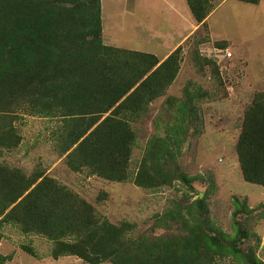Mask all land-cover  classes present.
<instances>
[{"label": "trees", "instance_id": "16d2710c", "mask_svg": "<svg viewBox=\"0 0 264 264\" xmlns=\"http://www.w3.org/2000/svg\"><path fill=\"white\" fill-rule=\"evenodd\" d=\"M185 1L202 26L217 5V0ZM100 2L0 0V157L21 144L16 122L35 115L60 124L55 146L74 172L145 189L180 180L192 189V178L177 162L182 139L176 132L151 136L134 170L130 163L136 140L132 121L175 79L180 46L159 60L153 53L103 44ZM193 99L188 92L179 104L184 134L191 124L202 125ZM239 128L235 151L242 178L264 186V91L255 93ZM173 204L155 221L166 228L169 220L173 233L137 234L133 223L111 222L44 171L26 173L0 161V240L8 225L49 240L53 259L72 255L89 264H220L218 259L230 254L243 257L241 264L252 259L227 235L212 234L209 220L194 209L193 204L202 209V198ZM233 205L234 214L251 211L239 197L233 196ZM22 248L36 255L30 245ZM10 259L0 253V264ZM252 261L261 264L255 256Z\"/></svg>", "mask_w": 264, "mask_h": 264}, {"label": "rangeland", "instance_id": "374dc122", "mask_svg": "<svg viewBox=\"0 0 264 264\" xmlns=\"http://www.w3.org/2000/svg\"><path fill=\"white\" fill-rule=\"evenodd\" d=\"M100 1L103 44L153 53L159 60L177 48L167 54L196 22L185 0L176 9L162 0ZM205 22V26L195 25L197 32L180 45L179 70L165 94L132 121L136 140L131 169L136 168L151 136L176 132L175 137L182 139L177 162L192 178V189L180 180L172 186L145 189L130 181L111 182L85 171L74 172L55 146L53 133L60 124L35 115H25L16 122L21 144L5 151L0 161L26 173L44 171L76 191L111 222L133 223L137 234L173 233L175 226L169 220L166 228L156 225L158 215L175 201L190 204L200 197L203 207L193 204L194 209L209 220L212 234L227 235L245 256H255L264 264V186L243 180L235 151L244 110L255 93L264 91V0L258 4L217 0ZM204 35L208 38L200 40ZM188 92L194 97L202 125L191 124L184 134L179 104ZM170 96L176 100L167 101ZM233 196L244 199L251 211L234 214ZM2 232L0 253L11 255L8 264H89L72 255L53 259L52 243L42 236H25L8 225ZM23 245L33 247L36 255L23 250ZM252 259L247 263L254 264ZM242 261L243 257L238 260L231 254L218 259L220 264Z\"/></svg>", "mask_w": 264, "mask_h": 264}, {"label": "crops", "instance_id": "0c3cea01", "mask_svg": "<svg viewBox=\"0 0 264 264\" xmlns=\"http://www.w3.org/2000/svg\"><path fill=\"white\" fill-rule=\"evenodd\" d=\"M162 1H165L166 2V4H168V3H170L173 7H174V9H176L177 8V6H178V4L180 3V2H184V0H162ZM186 2V1H185ZM178 10H180V8H178ZM193 18V17H192ZM208 18V17H207ZM195 25H197V23L196 22H194V24H190V26H189V28H188V30H186V31H184L183 33H182V35L180 36V38H181V41L180 42H178V44L177 45H175L172 49H170V51L167 53V54H169L172 50H174L176 47H178V46H180L192 33H196L197 32V27L195 26ZM199 25H201V24H199ZM179 36V35H178ZM167 54H165L166 56H167ZM163 60V59H162Z\"/></svg>", "mask_w": 264, "mask_h": 264}, {"label": "clouds", "instance_id": "9594fccd", "mask_svg": "<svg viewBox=\"0 0 264 264\" xmlns=\"http://www.w3.org/2000/svg\"><path fill=\"white\" fill-rule=\"evenodd\" d=\"M171 85V84H170Z\"/></svg>", "mask_w": 264, "mask_h": 264}]
</instances>
